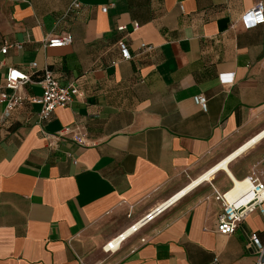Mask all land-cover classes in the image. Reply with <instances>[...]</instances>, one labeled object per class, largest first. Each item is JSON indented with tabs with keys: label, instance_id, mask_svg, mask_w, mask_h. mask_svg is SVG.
I'll use <instances>...</instances> for the list:
<instances>
[{
	"label": "crops",
	"instance_id": "obj_1",
	"mask_svg": "<svg viewBox=\"0 0 264 264\" xmlns=\"http://www.w3.org/2000/svg\"><path fill=\"white\" fill-rule=\"evenodd\" d=\"M72 1L0 0V90L12 66L32 79L19 95L38 96L33 75L48 67L82 93L43 121L27 100L0 120V264H254L245 233L264 240L262 215L219 234L213 189L264 182V136L113 253L101 245L264 129V23L239 22L256 0H76L63 15ZM64 126L87 144L46 137Z\"/></svg>",
	"mask_w": 264,
	"mask_h": 264
},
{
	"label": "built area",
	"instance_id": "obj_2",
	"mask_svg": "<svg viewBox=\"0 0 264 264\" xmlns=\"http://www.w3.org/2000/svg\"><path fill=\"white\" fill-rule=\"evenodd\" d=\"M78 6V2L73 0L65 9L63 15H66L71 10H75L78 8ZM105 9V6L101 7V11H105ZM239 22L245 29L264 23L263 1L256 0L250 8L240 13ZM124 29L125 25H119L117 27V30ZM70 42L71 36L68 33L60 36L51 35L45 37L43 46L60 47L67 45ZM116 45L120 58L123 60L130 59V54L125 42L118 40ZM8 46L9 45H3L0 48V52L4 53ZM29 67H35V62L29 63ZM231 75L232 73H221L219 75L220 81L230 82ZM30 80H32L30 75L23 72L22 70L12 66L7 67L2 89L0 90V120H5L8 118L10 113L21 104L22 100H27L29 103L38 105L36 117L38 121H43L48 118L50 113L56 107L66 106L71 102L73 97L80 96L82 94L74 83L60 85L51 69L44 67L40 71L38 78L35 79L40 87V94L38 96L33 95L25 98L19 95L18 91L26 82H29ZM192 102L202 111L206 110V98L203 94L197 93L193 95ZM64 136L69 137L78 145L84 146L87 144L83 133L74 130V128L71 126H64L56 133L46 135V137L50 140L58 139ZM230 180L231 186L227 190L223 192H217L215 189H213L214 199L217 200L221 206L216 217L215 229L219 234L223 235L233 233L238 225L243 221V219L254 210H257L264 219V214L261 207V204L264 202V182L260 181L255 176L243 177L241 179H237L238 185L236 189L233 192H230L231 188L235 185V182L231 178ZM174 194L153 207L135 222L130 224L126 228H130V232L124 234L126 230L125 229L116 234L114 237L105 241L101 245V250L105 253H113L115 250H117L121 242H123L126 237L136 232L140 227L152 220L165 208L174 203L175 201L171 200V197ZM245 237L246 245L253 248L254 264H264V240H259L254 232L245 233ZM210 264H216V257L212 259Z\"/></svg>",
	"mask_w": 264,
	"mask_h": 264
},
{
	"label": "bare ground",
	"instance_id": "obj_3",
	"mask_svg": "<svg viewBox=\"0 0 264 264\" xmlns=\"http://www.w3.org/2000/svg\"><path fill=\"white\" fill-rule=\"evenodd\" d=\"M264 134V130L260 131L258 134H256L254 137H252L251 139H249L247 142H245L243 144V146L236 150L235 152H233L232 154H230L229 156H227L226 158H224L220 163H218L217 165H215L214 167H212L210 170H208L206 173H204L202 176H200L198 179H195L194 181H191V183L186 186L184 189L176 192L172 197L171 200L172 201H176L179 197H181L186 191H188L190 188H192L193 186H195L198 182H200L201 180H209L213 173L215 171H217L218 169H227V162L229 160H231L233 157H235L238 153H240L241 151H243L246 147H248L249 145H251L252 143H254L255 141H257V139H259L261 136H263ZM233 178V181L235 182L234 187L231 188L230 192H233L236 187H237V179H235L233 176H231ZM130 228L126 229L124 234L130 232Z\"/></svg>",
	"mask_w": 264,
	"mask_h": 264
},
{
	"label": "trees",
	"instance_id": "obj_4",
	"mask_svg": "<svg viewBox=\"0 0 264 264\" xmlns=\"http://www.w3.org/2000/svg\"><path fill=\"white\" fill-rule=\"evenodd\" d=\"M34 76V79H37L39 74L37 73L36 75H33Z\"/></svg>",
	"mask_w": 264,
	"mask_h": 264
}]
</instances>
